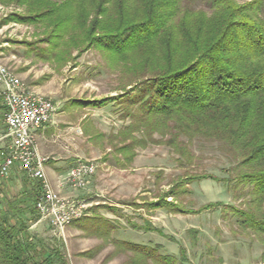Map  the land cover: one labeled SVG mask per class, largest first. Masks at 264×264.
Listing matches in <instances>:
<instances>
[{"label": "trees", "instance_id": "1", "mask_svg": "<svg viewBox=\"0 0 264 264\" xmlns=\"http://www.w3.org/2000/svg\"><path fill=\"white\" fill-rule=\"evenodd\" d=\"M185 2L0 0L22 7L8 20L34 27L35 39L22 42L39 58L65 66L92 48L101 51L106 69L117 75L116 94L78 101L92 108L118 101L121 119L129 120L114 136L118 145L113 152L120 167L132 161L134 148L146 146L154 132L168 135L164 143L187 166L197 159L190 147L194 140L217 143L230 163L228 175L196 172L180 183L222 180L238 195H246L243 207L210 204L202 209L219 206L221 218L231 217L242 233H251L264 244V3L207 0L203 9ZM28 182L19 200H4L8 209L23 203L31 213L36 210L40 183L32 178ZM163 201L167 203L163 198L151 205L165 207ZM2 206L0 202V264L55 260L65 264L52 243L37 241L41 247L36 249L24 234L26 225L12 224L13 214L3 212ZM170 206L172 211H184L174 203ZM122 247L130 252L126 264L186 261L182 249L176 257L157 247L133 243Z\"/></svg>", "mask_w": 264, "mask_h": 264}, {"label": "rangeland", "instance_id": "2", "mask_svg": "<svg viewBox=\"0 0 264 264\" xmlns=\"http://www.w3.org/2000/svg\"><path fill=\"white\" fill-rule=\"evenodd\" d=\"M206 1L186 0L185 4L204 9ZM234 1L244 4L250 0ZM21 11L22 7L13 3H0V24L10 14ZM34 33L33 26L9 20L0 26V61L30 89L54 102L56 109L51 121L55 127L51 138L42 140V149L50 157L61 158L62 174L57 175L65 176L80 161L96 166L85 188L65 190L66 196L87 204L84 215L67 224L63 231L54 232L44 223L39 230L42 240L60 250L65 264H126L130 255L122 247L126 243L157 247L159 252L176 257L182 255V249L186 257L183 264H264V244L251 233H242L231 217L221 218L219 206L202 209L210 204L243 207L246 195H238L222 180L206 178L180 183L196 172L218 178L228 175L230 163L217 143L194 140L190 147L197 159L193 166H187L164 143L168 135L154 132L146 146L134 148L132 161L120 167L118 155L113 152L118 145L114 136L129 120L121 119L118 101L102 108L83 106L78 101L115 95L117 75L106 69L101 51L93 48L65 66L39 58L36 51L29 52L22 42L33 41ZM20 68L25 69L24 73L17 71ZM1 102L0 94L3 134ZM12 176L28 187L24 182L30 178L18 169L7 177L0 176V182L9 181ZM177 182L180 187H176ZM10 190L14 193L19 188L11 185ZM169 191L175 196L168 195ZM163 198L167 201H163L165 207L151 205ZM172 203L184 211H172ZM54 264L60 263L55 260Z\"/></svg>", "mask_w": 264, "mask_h": 264}, {"label": "built area", "instance_id": "3", "mask_svg": "<svg viewBox=\"0 0 264 264\" xmlns=\"http://www.w3.org/2000/svg\"><path fill=\"white\" fill-rule=\"evenodd\" d=\"M0 94L3 101L2 122L4 133L0 136V176L7 177L12 169H18L40 183V193L35 209L40 219L47 222L54 232L63 231L73 220L84 215L86 203L63 195L50 183L44 169L47 157L39 153L36 131L47 125L56 106L54 102L30 89L7 65L0 61ZM92 162H77L65 176L59 187L83 189L94 175Z\"/></svg>", "mask_w": 264, "mask_h": 264}, {"label": "crops", "instance_id": "4", "mask_svg": "<svg viewBox=\"0 0 264 264\" xmlns=\"http://www.w3.org/2000/svg\"><path fill=\"white\" fill-rule=\"evenodd\" d=\"M17 71L24 73L25 69L20 68ZM1 103H2V107H3V101ZM3 110H4V108H3ZM3 110H2V112H3ZM2 112H1V117H2ZM54 123L55 122L50 121L43 128L36 131V142L38 145L39 153L42 156L47 157V161L44 164V169H45V173H46L50 183L52 184V186L55 189H59L63 195H67V194H65L66 188H64V187L60 188L58 186L59 183L57 181V178H61V176H63V175H57L63 169L62 161H60L61 158L55 157V156L50 157V155H46L44 150L42 149V140H46L49 137L51 138V136H49V135L52 133L53 127H55ZM0 136H1V134H0ZM56 153H58V152H56ZM51 154L54 155V152H51ZM16 169H12L10 174L12 172H15ZM60 174H62V173H60ZM11 185L16 186L17 188H19V190H17V192L13 193L10 190ZM0 188L2 190L0 192V202H2V204H3L2 211L7 212L9 214H13V217L10 219V222L12 224L23 223L26 225V229L24 231L25 236L33 239V242H35L36 249H39L41 247V243L40 242L37 243V241L42 240V238H40L39 230H40L41 224L44 223V224L48 225L47 222L40 219L39 214L37 213L36 210L31 213V207L25 208L24 204L23 203H17L18 201L15 202V203H17L16 204L17 208L15 210H10L4 205V203H6V202H4V200L5 201H6V199H8V200L18 199L19 200V197H21L25 194V193H23L24 192L23 191L24 185H23L22 181L20 179L15 178V176L14 177L12 176L9 181L0 182Z\"/></svg>", "mask_w": 264, "mask_h": 264}]
</instances>
